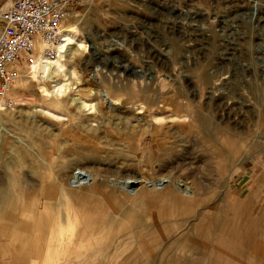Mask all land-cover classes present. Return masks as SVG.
I'll return each instance as SVG.
<instances>
[{"label":"rangeland","instance_id":"1","mask_svg":"<svg viewBox=\"0 0 264 264\" xmlns=\"http://www.w3.org/2000/svg\"><path fill=\"white\" fill-rule=\"evenodd\" d=\"M10 1L0 0V8ZM71 7L68 23L88 45L67 60V77H60L72 85L62 97L76 103L50 106L37 80L22 88L20 78L16 104L0 108V249L31 246L19 243L17 227L22 221L33 225V215L46 207L42 199L23 205L20 183L33 185L41 171L62 173L65 166L70 173L90 166L105 174L111 165L126 173L127 165L142 163V173L166 178L173 187L129 199L101 186L100 177L96 192H66L77 201L67 207L77 226L82 215L108 222L94 241L108 255L105 264L168 261L157 258H173L171 264H264V0H72ZM54 80L46 81L51 90ZM117 97L124 100L118 109L133 107L137 116L162 125L133 137L140 155L132 159L114 146L116 135L87 134L86 126L96 123L78 106L88 99L99 114ZM178 102L191 103L194 111L177 108ZM146 107L152 116L140 113ZM175 109L181 119L170 112ZM93 139L100 148L91 147ZM177 183L191 192H178ZM28 194L32 201L35 192ZM57 194L51 210L64 214V194ZM14 233L18 245L10 242ZM194 256L202 259H174ZM19 262L39 264L0 254V264Z\"/></svg>","mask_w":264,"mask_h":264},{"label":"bare ground","instance_id":"2","mask_svg":"<svg viewBox=\"0 0 264 264\" xmlns=\"http://www.w3.org/2000/svg\"><path fill=\"white\" fill-rule=\"evenodd\" d=\"M69 27H70L71 33L68 34L67 43L63 46L62 52L59 54L58 57H56L52 60H46V59L40 58L38 60V63H36L34 65H27V64L19 65V70L21 72L20 78H23V81H20V83L17 87L29 88L31 86V82L33 80H37L39 82V84H41L40 88H42L43 101L45 103H47L48 105L53 106V107H57L59 109H62L64 107H68L70 105L72 106L77 101L76 98H73L70 102H67L66 99L64 97H62L64 91H66V89H70L72 86L71 84L63 82L60 79L61 76L67 77V70H68L67 60L69 58L71 59V57L76 52H80V49L84 48L85 50H88L87 49L88 45L86 43H84V41L82 39L78 38L75 35L77 32V29L75 28V26L73 27L71 24H69ZM26 67L29 69V72H26ZM24 78H26V79L24 80ZM52 78L55 79L54 82H56V84H54L52 86V90H51L47 86L46 81L51 80ZM18 81H17V83H18ZM53 94L56 96L55 98H52ZM106 96L109 97L108 94H106ZM89 99H91V98H89ZM112 100H113L112 107H110L109 111L102 109L101 113L99 112V114H96L97 113L96 105L93 101H89L88 99L82 100V102L78 106L80 108H84L83 110H86L88 112L85 114L86 116L84 115L86 117V120H90V121H93L96 123V124H88L86 126L88 132L87 131H85V132L87 134L90 132H93V136L96 133L102 132L105 137H106L107 133L116 135L117 139L124 137L125 141L124 142H117V144L115 142L117 139H115V141L113 143L114 146L118 145L117 146L118 150L123 152V154L127 158L132 159L133 157H138L140 154L137 152V147L133 145L134 144L133 143V137L139 131H143L145 128H147L150 131L151 129H149V128L151 126L162 128V125L158 126L157 123L155 124L152 120H150L147 117L141 118V117H139V115L137 116V114L134 113L132 110L133 107L128 108L126 110L125 109H118L119 105L124 104L123 98L117 97V98H112ZM140 103H138V104H140ZM182 105H186L189 108L188 111L190 113H192L194 111L192 109L193 107H192L191 103H189V102L188 103L178 102L177 108H179ZM50 106H48V107H50ZM133 106H135V105L133 104ZM144 106H145V104H144ZM140 107H141V105H140ZM0 108H2V109L4 108V107H2L1 103H0ZM144 111L148 112L149 114L151 113V116L154 112L153 110H151V112H150L146 107V108H143V110L140 111V113L144 112ZM170 112H172L174 115H176L177 118L181 119L180 118L181 117L180 112L177 109L172 110ZM161 113H163V112H161ZM164 113H165V111H164ZM53 115L55 117V114H53ZM148 116L150 117V115H148ZM57 117H58V115L56 116V118ZM58 119H60V118H58ZM86 120H85V122H86ZM158 123H160V122H158ZM148 130L145 132L146 134H147V132H149ZM88 137L85 136V138L91 139ZM105 137H104V139H105ZM110 137H108V138L106 137V138L111 139ZM142 137H143V135H142ZM96 140L97 139H93L90 141V145L94 149L100 148V146H98V145L101 142H99V141L97 142ZM104 141H106V140H104ZM107 141H106V143L109 142V141L108 142ZM86 144H87V142H86ZM103 145L105 146V143L104 144L102 143L101 147ZM143 145H144V143H143ZM111 149H112V147H111ZM111 149H110V151H111ZM91 151H93V150H91ZM119 151L116 150L114 153L119 154L120 153ZM107 154H109V153H107ZM119 155H121V154H119ZM101 157H103V156H101ZM115 158L117 160V157H115ZM45 160H47V159H45ZM91 160L92 159H90L89 164L90 165L92 164L94 166L97 163V161H91ZM41 161H40V163L43 162V161L42 162ZM98 162L100 163V160ZM48 165L50 166V164H48ZM125 165H126V163H125ZM56 166H57V163H56ZM111 166H109L107 168L105 174H103L102 171H100V170H95L94 168H91L90 166L88 167L89 170H84L82 168H75V170L73 169L74 172L71 171V173H70V171H68L69 168L67 166H65L66 171H64L62 173H60V171H59V173H57L58 171L57 172L51 171L50 173H47L45 171H43V172L41 171V173H38V178H37L38 183H33V185L28 184L27 182L20 183L19 184L20 190L18 192H23V193H21V195L18 197H20L21 203H23V205L26 203H28V204L32 203L31 205H33V202H34V205H36L42 199L46 207H45V210L42 211L43 214L39 211H36V213L33 215L34 216L33 218L35 219V221L33 222V225H31L30 222L22 221V224H19L17 227L18 228L17 236L19 237L18 240L21 241L19 243L22 244L24 241L25 242L28 241V244H30L31 246L27 247V245H26V247H24V245L23 246L18 245V242H17V244L14 243L13 242V239H15V237H14L15 233H14L11 235L13 238L10 242L12 244H15L18 246L17 247L13 246L11 248V250L10 249H0V254L4 255V256H7V255L12 256L15 259H19V260L22 258L23 259L34 258L35 260H38L39 264H56V261H59V260H61V261L65 260V259H68V260L78 259L79 260V259H82L83 257H85L89 254L91 255V253L102 252L104 250V248L98 247V249H96L97 247L94 245V241L95 240H101V238L103 237L102 234L105 233L101 229L106 228L108 226V225L106 226V223L108 224V222H106L105 220L92 221V220H89L87 215H85V217H87V218H85L82 215L83 220H81L80 224L77 226L76 225L77 223H75V221H74V219L76 217L73 216L67 210L69 203L75 204V203H77V201L71 202L72 199L74 198V195L69 196L66 194V192H74V193L96 192L94 189H96V187H98L97 183L99 184L98 178H100V177L103 178V181H102L103 183H101V186H104L106 188L110 186V188H111L110 192H121L122 194H124L129 199H132V197L135 199V197H136V195H138V193L142 194L144 196H148L149 192H155V193L156 192H165L166 190H169L170 188L173 187V185L169 184L171 181L166 180V178H158L156 180V179H152L150 176H148L147 175L148 173L147 174H144V172L142 173V171H143L142 170V168H143L142 163H140V165L138 167L136 166V168L133 165H132L133 167L127 165L126 168L129 169V172H126V173H122L120 169L117 170ZM42 167L43 166L41 165V168ZM119 167H121V166H119ZM132 168L137 169L140 174H137L135 172L132 173L131 172ZM42 169L44 170L45 168L43 167ZM189 187L190 186L187 185L186 183H184V184L183 183H177L176 184V190L178 192H191ZM1 191L2 190L0 189V192ZM28 192H35L34 199L32 201H29V199H30L29 196H28V198L25 197V196L29 195ZM57 192H62V194H64V195H60V198H59L61 204L63 205L62 207H65L67 210L66 212H64V214L63 213H57V212H54L53 210H51V206H52V202H53L54 198L58 197ZM63 192H65V193H63ZM158 196H160V195H158ZM93 200H94V198H93ZM79 203H81L82 205L84 204L80 201H79ZM89 205H90V202H89L88 206ZM80 207H81V205H80ZM64 216L67 219L66 221L64 220V218H65ZM28 217L31 220L30 214L28 215ZM130 218H131V216H130ZM133 228H134V226H133ZM135 228H136V226H135ZM111 233H110V235H111ZM114 234H115V232H114ZM107 238H109V236ZM16 240H17V238H16ZM30 240H31V242H30ZM107 241H108V239H107ZM138 249L141 250L140 248H138ZM114 250H116L115 252L113 251V253L115 255L120 253L119 249L114 248ZM183 250L184 249L180 250V252L185 253V252H183ZM184 251H186V250H184ZM132 253H133V251H132ZM105 256H108V255H105ZM133 256H135V255H133ZM116 257H117V255H116ZM195 257L196 256H194V258ZM202 257H204V256H202ZM18 264H24V263L19 262Z\"/></svg>","mask_w":264,"mask_h":264},{"label":"built area","instance_id":"3","mask_svg":"<svg viewBox=\"0 0 264 264\" xmlns=\"http://www.w3.org/2000/svg\"><path fill=\"white\" fill-rule=\"evenodd\" d=\"M72 0H11L0 8V103L16 104L19 65L59 56L71 33Z\"/></svg>","mask_w":264,"mask_h":264},{"label":"crops","instance_id":"4","mask_svg":"<svg viewBox=\"0 0 264 264\" xmlns=\"http://www.w3.org/2000/svg\"><path fill=\"white\" fill-rule=\"evenodd\" d=\"M96 243H94L95 245ZM98 249V247L96 248ZM101 253V254H100ZM96 252V253H91V255H87L85 257H83L84 259H71V260H59V261H56L57 263L56 264H105L104 262V258H105V255L103 254V252ZM103 256V257H102ZM88 258V259H87ZM157 259H160V260H168L167 263H163V264H171L170 260L169 259H173V258H157ZM174 259H177V260H182V259H189V260H201L202 258H174ZM213 259V258H212ZM74 260V261H73Z\"/></svg>","mask_w":264,"mask_h":264}]
</instances>
